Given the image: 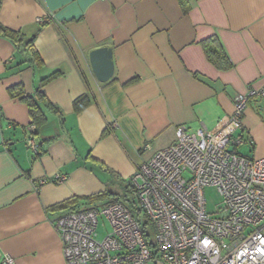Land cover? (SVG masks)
Here are the masks:
<instances>
[{
    "label": "crops",
    "instance_id": "1",
    "mask_svg": "<svg viewBox=\"0 0 264 264\" xmlns=\"http://www.w3.org/2000/svg\"><path fill=\"white\" fill-rule=\"evenodd\" d=\"M0 23L20 36L0 34V264L6 256L66 264L54 225L60 216L130 182L176 140L179 126L194 132L203 123L209 136L223 130L234 96L264 88V0H198L187 13L179 0H1ZM214 35L233 64L228 70L202 46ZM104 46L115 72L102 83L90 53ZM12 88L41 89L60 113L48 110L36 128ZM84 94L90 103L76 112ZM235 134L249 140L240 153L264 158L263 98L249 100ZM58 173L67 180L53 182Z\"/></svg>",
    "mask_w": 264,
    "mask_h": 264
},
{
    "label": "built area",
    "instance_id": "2",
    "mask_svg": "<svg viewBox=\"0 0 264 264\" xmlns=\"http://www.w3.org/2000/svg\"><path fill=\"white\" fill-rule=\"evenodd\" d=\"M254 96L264 99V88L234 96L223 130L209 136L203 123L194 132L181 125L171 145L139 165L130 179L138 216L120 201L60 216L54 225L66 264H264V158L240 153L246 139L235 134ZM207 186L222 197L215 214L206 209ZM100 216L111 227L103 238ZM2 264L15 260L6 256Z\"/></svg>",
    "mask_w": 264,
    "mask_h": 264
},
{
    "label": "trees",
    "instance_id": "3",
    "mask_svg": "<svg viewBox=\"0 0 264 264\" xmlns=\"http://www.w3.org/2000/svg\"><path fill=\"white\" fill-rule=\"evenodd\" d=\"M196 1H198V0H179L182 9L186 13L192 8L193 4ZM0 4H1V0H0ZM43 23H45V22H43ZM0 34L4 35V36H6L12 40H16V39L20 38L18 32L14 31L12 29H9L6 26H3L1 23H0ZM33 39H32V41H30V45L33 43ZM202 46L204 47V50L206 52L208 59L216 67L223 69V70H228L233 66V64H232L223 44H222V42L218 36L214 35V36H211L210 38L202 41ZM54 76H55V74L52 76H49L48 78L45 79V81L54 77ZM11 93L13 95H20L21 99L28 105L30 115H31V123L34 124L36 126V128H40L42 125H44L48 121V115H47L48 110L54 111L55 113H60L59 109L52 102H50L48 100L47 96L45 95V93L41 89H37L35 91V93L31 95V94L23 93L18 88H12ZM89 103H90V99H89V96L86 94L75 99L74 100V107H75L76 112H79L82 109L86 108L89 105ZM106 133H107V130H105L103 132V135H105ZM248 143H249V140L246 139V144L248 145ZM251 146H252V144H251ZM123 186L125 188L123 201L120 199V197H118L119 194L112 193L111 191H106V192L85 198L86 204L90 205V207H87V206H85V207L91 208V207H93L92 206L93 204L111 197V200H109V202H107V204L111 203V202L120 201V202L126 204L130 208V210L133 213H135V215L138 216L139 209L137 207V201L135 199L134 190L131 187V183L130 182L124 183ZM132 194L134 196L132 199H130L129 197ZM77 200H78L77 198L66 200V201L60 203L57 208H60V207L61 208H67L72 203H76ZM75 210H79V209L77 207H74V209L72 211H75Z\"/></svg>",
    "mask_w": 264,
    "mask_h": 264
},
{
    "label": "rangeland",
    "instance_id": "4",
    "mask_svg": "<svg viewBox=\"0 0 264 264\" xmlns=\"http://www.w3.org/2000/svg\"><path fill=\"white\" fill-rule=\"evenodd\" d=\"M124 184L119 183L118 185L112 186L111 192L112 193H117L119 194L118 197L123 201L124 199V193H125V188L123 186ZM133 194L129 197L130 199L133 198ZM204 198L206 201V209L209 213L215 214L217 208L221 205L222 203V197L219 194L218 190L213 187V186H207L204 189ZM111 200V197L99 201L95 204H93V207L99 208L100 210L107 205V202ZM111 231V227L109 224V221L107 220L106 217L100 216L99 218V226H98V232H99V238H103L105 235H107Z\"/></svg>",
    "mask_w": 264,
    "mask_h": 264
},
{
    "label": "water",
    "instance_id": "5",
    "mask_svg": "<svg viewBox=\"0 0 264 264\" xmlns=\"http://www.w3.org/2000/svg\"><path fill=\"white\" fill-rule=\"evenodd\" d=\"M90 62L92 69L100 82L105 83L113 77L115 64L111 47L104 46L92 50L90 53Z\"/></svg>",
    "mask_w": 264,
    "mask_h": 264
}]
</instances>
